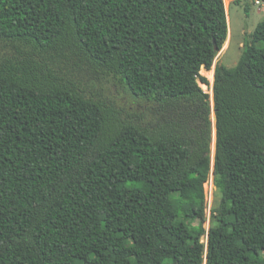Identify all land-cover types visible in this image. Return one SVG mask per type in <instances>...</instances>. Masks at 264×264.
<instances>
[{
	"label": "trees",
	"instance_id": "obj_1",
	"mask_svg": "<svg viewBox=\"0 0 264 264\" xmlns=\"http://www.w3.org/2000/svg\"><path fill=\"white\" fill-rule=\"evenodd\" d=\"M226 10L0 0V264H204L212 165L207 264H264V22L200 86ZM88 67L136 106L88 95Z\"/></svg>",
	"mask_w": 264,
	"mask_h": 264
},
{
	"label": "rangeland",
	"instance_id": "obj_2",
	"mask_svg": "<svg viewBox=\"0 0 264 264\" xmlns=\"http://www.w3.org/2000/svg\"><path fill=\"white\" fill-rule=\"evenodd\" d=\"M226 1V0H225ZM260 2V5L257 2ZM227 17L230 21L233 33L232 45L223 53L218 54L214 65L210 70L202 69V76L209 81V86L213 82L208 78V73L213 72L215 79V66L220 63L227 68H234L238 65L245 43L253 41L254 32L257 26L264 22V0H227ZM226 44V43H225ZM224 48V47H223ZM3 45L0 44V52ZM229 49V50H228ZM223 50V49H222ZM84 80V90L90 96L104 99L116 107H134L136 102H133L132 96L127 92L124 86L116 81L111 75L103 74L91 67L87 68ZM212 99V92L208 86L206 89ZM151 113V111H150ZM150 120L154 123V117L150 114ZM212 120V119H211ZM212 121V148L214 142V128ZM221 197L217 194L216 204L220 205ZM209 224H205L208 226Z\"/></svg>",
	"mask_w": 264,
	"mask_h": 264
},
{
	"label": "built area",
	"instance_id": "obj_3",
	"mask_svg": "<svg viewBox=\"0 0 264 264\" xmlns=\"http://www.w3.org/2000/svg\"><path fill=\"white\" fill-rule=\"evenodd\" d=\"M258 5H260V2H257ZM200 86L203 89L205 93L208 94L206 89V86H208L213 93V85L211 84V87L206 84H202L200 82ZM217 185H216V180H215V174H214V165L212 167V170L210 172V176L208 180L204 183V193H205V214H206V221L205 224H209L208 226L204 227L206 229V234L202 238V243L205 244L206 246V254H205V263L207 264V246H208V238H209V231L211 227V221L213 216L216 214L215 213V205H216V198H217Z\"/></svg>",
	"mask_w": 264,
	"mask_h": 264
},
{
	"label": "crops",
	"instance_id": "obj_4",
	"mask_svg": "<svg viewBox=\"0 0 264 264\" xmlns=\"http://www.w3.org/2000/svg\"><path fill=\"white\" fill-rule=\"evenodd\" d=\"M227 20H228V26H229V34H228V38L227 40L230 38V44H229V48L231 47L232 45V39H233V33H232V28H231V18H230V21L227 17ZM229 50V49H228ZM216 67V66H215Z\"/></svg>",
	"mask_w": 264,
	"mask_h": 264
},
{
	"label": "bare ground",
	"instance_id": "obj_5",
	"mask_svg": "<svg viewBox=\"0 0 264 264\" xmlns=\"http://www.w3.org/2000/svg\"><path fill=\"white\" fill-rule=\"evenodd\" d=\"M229 44H230V38L226 41V44H225V46H224V48L222 50L223 53L227 50V48L229 47ZM213 96H214V94L212 93V98H213ZM214 156H215V154H214V151H213L212 152V161L213 162H214Z\"/></svg>",
	"mask_w": 264,
	"mask_h": 264
},
{
	"label": "water",
	"instance_id": "obj_6",
	"mask_svg": "<svg viewBox=\"0 0 264 264\" xmlns=\"http://www.w3.org/2000/svg\"><path fill=\"white\" fill-rule=\"evenodd\" d=\"M216 50H218V47L216 46ZM215 120H216V117H215Z\"/></svg>",
	"mask_w": 264,
	"mask_h": 264
}]
</instances>
